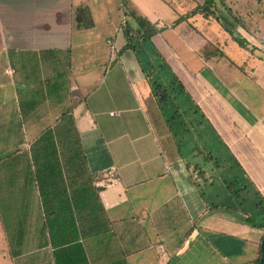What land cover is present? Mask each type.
I'll return each instance as SVG.
<instances>
[{"label": "crops", "instance_id": "0c3cea01", "mask_svg": "<svg viewBox=\"0 0 264 264\" xmlns=\"http://www.w3.org/2000/svg\"><path fill=\"white\" fill-rule=\"evenodd\" d=\"M203 1L0 0V264H259L264 15L256 26L238 17L243 23L230 28L233 34L220 16L200 12L175 25L174 16ZM79 6L90 8L93 28L77 27ZM131 12L160 30L139 38L138 51H121L123 22L137 28ZM163 64L171 68L166 78ZM151 67L164 85L178 79L185 87L173 93L172 113L154 95ZM69 107L93 177L88 185L97 189L111 231L44 226L37 161L44 156L33 146ZM175 110L199 117L192 122L199 134L204 125L212 130L199 142L216 167H202L199 145L185 152L169 127ZM50 187L72 189L64 182ZM249 190L251 206L243 194Z\"/></svg>", "mask_w": 264, "mask_h": 264}, {"label": "trees", "instance_id": "16d2710c", "mask_svg": "<svg viewBox=\"0 0 264 264\" xmlns=\"http://www.w3.org/2000/svg\"><path fill=\"white\" fill-rule=\"evenodd\" d=\"M213 1L214 0H204L184 16L189 17L198 12L203 13L207 17L209 15H215L216 8H213ZM226 9L230 10V7L226 6ZM129 15L137 22V28H134L128 20L123 22L127 44L121 51L128 47L138 51V39L151 38L160 29L157 27L156 23L134 12H131ZM235 20L241 22L239 18ZM75 22L77 27L81 29H90L95 26L93 15L88 6H79L75 9ZM223 24L232 34L234 33V31L229 28L228 24L226 25L225 22H223ZM235 39L242 46L245 45L240 37L235 36ZM157 72V67H151L146 71L154 95L160 106L164 107L165 105H171V102H173V93L184 92L185 87L178 79L174 80L171 85H164L159 82V77L156 76ZM175 83H177L176 87ZM72 109L73 107H69V109L65 110L60 115V122L58 121L59 126L46 128L33 146V151L35 153L43 152L44 156L41 161L37 159L39 162L38 169L42 171V176L40 174L39 176L42 179V181H40V187L44 197V226L49 231L56 233L71 230L76 232L111 231L112 221L103 204L98 200L97 189L92 185H88L91 180L93 182V177H89L86 173L87 165L84 160L80 137H74L73 131L75 135H77L78 132L77 128L72 126ZM179 115L180 113L175 110V112L168 117L169 127L175 137L177 136L174 131L173 119ZM200 150L207 153V159L213 158L212 152L207 150L206 147ZM59 153H64V157H59ZM61 182H64L68 187L72 188L71 193L66 191H63L64 193L62 191L55 192L50 187L53 183ZM84 183L86 185L81 186ZM232 183L235 184L238 183V181L235 180L234 182L233 180L231 184ZM238 192L239 190L236 189V193ZM260 206L263 208L262 204ZM252 221L253 224L257 225L255 218H253ZM260 226H264V224ZM60 241L62 243H67L72 240L61 239ZM75 245L79 246L80 244Z\"/></svg>", "mask_w": 264, "mask_h": 264}, {"label": "rangeland", "instance_id": "374dc122", "mask_svg": "<svg viewBox=\"0 0 264 264\" xmlns=\"http://www.w3.org/2000/svg\"><path fill=\"white\" fill-rule=\"evenodd\" d=\"M129 1V0H127ZM203 1V0H202ZM214 6L213 8H216V17L217 18H222L225 22V24L229 26V28H235V27H240V25L242 24L241 22H238L235 20L236 18H240L245 25L247 26V24H250L252 26H256V24H254V21L257 20L258 18H260V14L264 15V0H214L213 1ZM169 5V4H166ZM226 6L230 7V10L226 9ZM201 13V12H200ZM250 15H253V17L250 19ZM256 15V16H254ZM212 16V15H211ZM220 16V17H219ZM173 18H177V24H180L185 18H188V16H184L182 15L181 17L178 18L177 16H174ZM241 23V24H240ZM258 23V22H257ZM263 24H264V19H263ZM245 46H246V38L244 37H240ZM210 47V45H209ZM208 47V48H209ZM162 54V53H161ZM160 58V51L157 53L156 55V60ZM158 66V65H155ZM168 66L166 64H163L161 71H163V76L166 78V73L167 70H171V68H167ZM156 76H158V74H156ZM179 76V74H178ZM162 79L164 80V78L162 77ZM170 81V80H168ZM159 82L162 83V80L159 79ZM177 86V83H175V87ZM173 100V98H172ZM172 104L169 105H165V110L167 113L169 112H173L171 108L172 105H174L173 102H171ZM171 107V108H170ZM183 114H185V116H178L176 118L173 119V124H174V131L176 133V136L178 137V139H180L183 142V147L185 148V152L189 151L187 148L191 147L192 145H199L198 148L202 149L203 144L199 141H201L202 139H206L205 135L209 132H211L212 130L208 127L206 129V125H204L203 130L201 134H199L198 132H196L197 129H195L192 126V122L194 121V123L197 122V120L199 119V117L195 116L194 113H190V112H183ZM202 120V117H201ZM184 124L190 126L189 130L191 132H188L189 130L185 131V127ZM1 130V128H0ZM191 145V146H190ZM208 148H210L213 151H216L217 153V148L215 146V143L212 142V140H210L207 144ZM195 149V148H194ZM193 149V150H194ZM205 152V151H204ZM197 155H204L203 157L199 158V162L202 165V167H211V166H217V162H209L210 160L207 159V153L205 152L204 154H201V152H199ZM196 161V160H194ZM224 160H221V158L219 159V162H221L223 164ZM238 167L236 168L237 173L236 175H239V171H238ZM235 182V180H234ZM236 184V183H235ZM240 187V186H239ZM240 188H237V190H239ZM240 192V190H239ZM248 193H251V191H245L243 194L246 197L248 195ZM249 197V196H248ZM246 197V202L245 204L249 205L251 203L252 197ZM241 200V199H240ZM259 206L262 204L260 201L258 202ZM251 206V205H249ZM253 208V207H252ZM258 208V206H257ZM254 210V208H253ZM259 210H262L261 206L259 207ZM254 218V217H253Z\"/></svg>", "mask_w": 264, "mask_h": 264}, {"label": "water", "instance_id": "95a60500", "mask_svg": "<svg viewBox=\"0 0 264 264\" xmlns=\"http://www.w3.org/2000/svg\"><path fill=\"white\" fill-rule=\"evenodd\" d=\"M259 264H264V236H263L262 243H261V257H260Z\"/></svg>", "mask_w": 264, "mask_h": 264}]
</instances>
